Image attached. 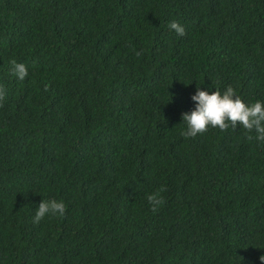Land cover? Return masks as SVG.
<instances>
[{
  "label": "trees",
  "instance_id": "obj_1",
  "mask_svg": "<svg viewBox=\"0 0 264 264\" xmlns=\"http://www.w3.org/2000/svg\"><path fill=\"white\" fill-rule=\"evenodd\" d=\"M0 86V264H261L264 142L181 133L197 88L264 102V0H0Z\"/></svg>",
  "mask_w": 264,
  "mask_h": 264
},
{
  "label": "clouds",
  "instance_id": "obj_2",
  "mask_svg": "<svg viewBox=\"0 0 264 264\" xmlns=\"http://www.w3.org/2000/svg\"><path fill=\"white\" fill-rule=\"evenodd\" d=\"M170 30H174L178 36L185 35L184 27L173 20L168 25ZM142 53L137 52L140 56ZM11 74L18 80L24 81L28 76L26 65L11 62ZM47 90V86L45 88ZM6 97L5 89L0 86V107ZM195 102V108L188 113L182 114V121L186 125V130L181 133L184 138H195L203 135L210 128L226 131L228 128L233 130L242 127L247 132L255 131L256 139L264 142V102L257 101L248 105L236 94L233 87L228 86L223 93L215 90L211 94L207 91L196 89L195 95L191 97ZM248 139H252L251 136ZM167 189L161 187L156 192L147 196L148 203L152 206L151 210L157 212L159 207L165 203L161 193ZM67 212V207L63 201L55 199L42 200L33 218L34 224H39L46 216L63 217ZM261 264H264V256H260Z\"/></svg>",
  "mask_w": 264,
  "mask_h": 264
}]
</instances>
